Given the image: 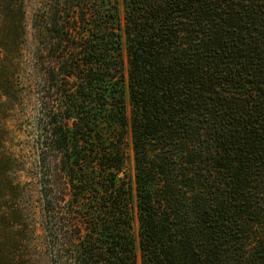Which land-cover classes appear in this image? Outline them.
<instances>
[{"label":"trees","instance_id":"1","mask_svg":"<svg viewBox=\"0 0 264 264\" xmlns=\"http://www.w3.org/2000/svg\"><path fill=\"white\" fill-rule=\"evenodd\" d=\"M24 1L0 0V111ZM33 28L52 264H264V0H44ZM1 120L0 264H31Z\"/></svg>","mask_w":264,"mask_h":264},{"label":"rangeland","instance_id":"2","mask_svg":"<svg viewBox=\"0 0 264 264\" xmlns=\"http://www.w3.org/2000/svg\"><path fill=\"white\" fill-rule=\"evenodd\" d=\"M122 1V0H121ZM24 39L20 57V94L14 107L6 106L0 111L1 122L7 131L5 151L15 162V180L19 187L18 203L22 207L26 223L31 231V264H52L46 244V235L42 218V202L40 196V175L38 170L39 116L41 101L36 63L41 55L36 31L33 28L34 15L42 8L44 0H25ZM123 12V2H121ZM49 86L44 88L48 93ZM4 111V112H3ZM6 112L5 117L2 114ZM128 114L130 105L128 103ZM128 167L127 171L135 190V169L130 133L128 134ZM135 234L138 238L139 222L135 221ZM139 254V250H137Z\"/></svg>","mask_w":264,"mask_h":264},{"label":"water","instance_id":"3","mask_svg":"<svg viewBox=\"0 0 264 264\" xmlns=\"http://www.w3.org/2000/svg\"><path fill=\"white\" fill-rule=\"evenodd\" d=\"M122 176H124V174H122Z\"/></svg>","mask_w":264,"mask_h":264}]
</instances>
